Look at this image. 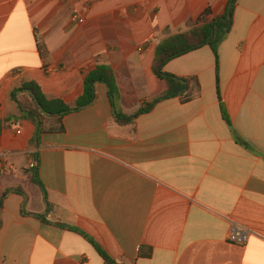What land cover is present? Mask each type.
<instances>
[{
	"label": "crops",
	"instance_id": "0c3cea01",
	"mask_svg": "<svg viewBox=\"0 0 264 264\" xmlns=\"http://www.w3.org/2000/svg\"><path fill=\"white\" fill-rule=\"evenodd\" d=\"M228 2L0 0V123L20 117L12 93L28 82L75 105L102 63L134 115L166 92L153 71L158 45L208 9L206 22L223 16ZM164 71L196 77L201 95L122 125L100 84L97 102L65 116L64 133L43 134L39 148L30 121L0 131V264H105L56 224L80 229L118 264H264V0H238L218 56L205 46ZM32 154L49 210L30 180ZM16 189L24 195L7 193ZM48 211V222L32 216Z\"/></svg>",
	"mask_w": 264,
	"mask_h": 264
},
{
	"label": "trees",
	"instance_id": "16d2710c",
	"mask_svg": "<svg viewBox=\"0 0 264 264\" xmlns=\"http://www.w3.org/2000/svg\"><path fill=\"white\" fill-rule=\"evenodd\" d=\"M237 3L238 0H229L224 15L211 22L205 21L210 15V9L206 10L195 28L174 35L158 45L153 71L159 80L166 83V92L151 102L144 103L134 115L127 116L122 112L120 108L121 94L115 72L111 66L102 63L93 71L86 74L84 92L73 106L66 104L61 99L49 98L43 93L41 87L36 82H28L23 84L20 88L15 89L12 93V99L19 107L20 117L16 119H8L5 122L0 123V131L17 124L20 120L30 121L37 128L36 136L32 141V145L39 148L41 136L43 134L64 133L63 119L65 116L91 107L97 102L98 95L96 88L97 85L100 84L107 87L114 118L122 125L134 123L139 116L151 112L156 105L163 101L173 98H180L184 104L194 101L201 95V86L198 79L196 77H179L165 72L164 68L170 61L205 46L211 47L215 55L218 56L220 45L227 39L232 30ZM40 49L42 54H44L45 51L42 46ZM24 93L28 95V100H19V95ZM224 117L226 118L225 115ZM226 120L228 121L227 118ZM31 158L33 159L34 164L30 170V180L42 190L49 210L50 205L47 201V192L39 176V156L37 154H32ZM10 192L24 195L19 189L11 190L7 193ZM48 213L49 211L44 215L32 216L41 219L43 222H48ZM56 226L77 233L90 242L103 258L105 264H118L108 256V254H106V252H104L89 235L80 229L62 224H56ZM140 255L151 257L152 249L142 248Z\"/></svg>",
	"mask_w": 264,
	"mask_h": 264
},
{
	"label": "built area",
	"instance_id": "2783aa9c",
	"mask_svg": "<svg viewBox=\"0 0 264 264\" xmlns=\"http://www.w3.org/2000/svg\"><path fill=\"white\" fill-rule=\"evenodd\" d=\"M73 18L76 20V21H79L81 19L80 17V12L75 10L74 11V14H73ZM8 157L7 154H3L0 156V175L2 174V172L4 171L5 169V164H6V158ZM33 164L31 165V167H33Z\"/></svg>",
	"mask_w": 264,
	"mask_h": 264
}]
</instances>
